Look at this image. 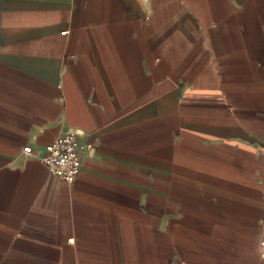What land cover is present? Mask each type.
I'll return each instance as SVG.
<instances>
[{
	"label": "crops",
	"instance_id": "0c3cea01",
	"mask_svg": "<svg viewBox=\"0 0 264 264\" xmlns=\"http://www.w3.org/2000/svg\"><path fill=\"white\" fill-rule=\"evenodd\" d=\"M262 219L264 0H0V264H262Z\"/></svg>",
	"mask_w": 264,
	"mask_h": 264
},
{
	"label": "built area",
	"instance_id": "2783aa9c",
	"mask_svg": "<svg viewBox=\"0 0 264 264\" xmlns=\"http://www.w3.org/2000/svg\"><path fill=\"white\" fill-rule=\"evenodd\" d=\"M89 148V142L79 141L75 132L65 130L59 137L44 146V153L39 157V160L46 166L50 174L71 183L79 171L80 154ZM21 150L28 153L30 147L25 145ZM257 251L262 264H264V219L260 221Z\"/></svg>",
	"mask_w": 264,
	"mask_h": 264
}]
</instances>
